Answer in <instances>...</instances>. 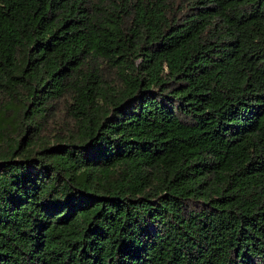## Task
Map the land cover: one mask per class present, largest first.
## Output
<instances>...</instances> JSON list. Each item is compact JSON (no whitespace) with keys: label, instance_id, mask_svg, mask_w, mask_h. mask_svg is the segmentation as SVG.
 <instances>
[{"label":"trees","instance_id":"obj_1","mask_svg":"<svg viewBox=\"0 0 264 264\" xmlns=\"http://www.w3.org/2000/svg\"><path fill=\"white\" fill-rule=\"evenodd\" d=\"M0 264H264V0H0Z\"/></svg>","mask_w":264,"mask_h":264}]
</instances>
